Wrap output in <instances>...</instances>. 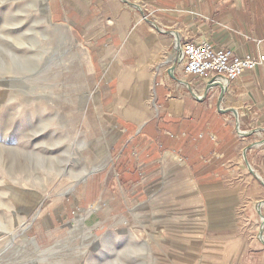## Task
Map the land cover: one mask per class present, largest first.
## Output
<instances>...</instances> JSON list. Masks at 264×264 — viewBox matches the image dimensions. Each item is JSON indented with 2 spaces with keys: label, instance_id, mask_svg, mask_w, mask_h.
I'll use <instances>...</instances> for the list:
<instances>
[{
  "label": "crops",
  "instance_id": "0c3cea01",
  "mask_svg": "<svg viewBox=\"0 0 264 264\" xmlns=\"http://www.w3.org/2000/svg\"><path fill=\"white\" fill-rule=\"evenodd\" d=\"M48 5L100 54L109 158L79 219L107 239L97 264H264V66L195 78L177 42L264 55V0Z\"/></svg>",
  "mask_w": 264,
  "mask_h": 264
},
{
  "label": "rangeland",
  "instance_id": "374dc122",
  "mask_svg": "<svg viewBox=\"0 0 264 264\" xmlns=\"http://www.w3.org/2000/svg\"><path fill=\"white\" fill-rule=\"evenodd\" d=\"M48 2L0 0V264H97L79 219L109 158L100 54Z\"/></svg>",
  "mask_w": 264,
  "mask_h": 264
},
{
  "label": "built area",
  "instance_id": "2783aa9c",
  "mask_svg": "<svg viewBox=\"0 0 264 264\" xmlns=\"http://www.w3.org/2000/svg\"><path fill=\"white\" fill-rule=\"evenodd\" d=\"M162 32H164L162 30ZM179 54L186 74L204 79L213 74L232 82L240 76L264 66V55H239L232 50L219 49L212 43L180 42Z\"/></svg>",
  "mask_w": 264,
  "mask_h": 264
}]
</instances>
